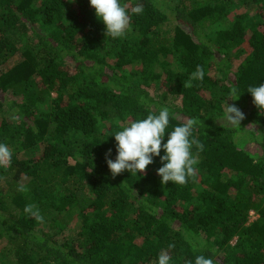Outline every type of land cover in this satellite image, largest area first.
Returning a JSON list of instances; mask_svg holds the SVG:
<instances>
[{"label": "trees", "instance_id": "16d2710c", "mask_svg": "<svg viewBox=\"0 0 264 264\" xmlns=\"http://www.w3.org/2000/svg\"><path fill=\"white\" fill-rule=\"evenodd\" d=\"M120 2L130 26L112 39L89 0H0V143L13 153L0 167V264H155L170 244L171 264H264V113L247 93L264 84V0H174L171 31L161 0ZM197 65L203 80L183 88ZM226 102L255 129L223 124ZM161 107L167 132L201 121L195 176L162 185L154 157L113 178L114 133Z\"/></svg>", "mask_w": 264, "mask_h": 264}, {"label": "clouds", "instance_id": "9594fccd", "mask_svg": "<svg viewBox=\"0 0 264 264\" xmlns=\"http://www.w3.org/2000/svg\"><path fill=\"white\" fill-rule=\"evenodd\" d=\"M90 6L95 10V15L105 26V35L112 39L122 38L130 26V14L127 5L121 4L120 0H89ZM143 8L137 4L131 9L133 14H141ZM204 78V68L197 65L189 79L183 82V88L192 87L193 80L202 81ZM247 93L252 97L254 106L264 113V84L249 86ZM230 97L241 96L238 86H232L229 92ZM234 100V101H235ZM223 113L228 124L240 128L241 121L245 115L240 108L234 104L225 103ZM172 113L168 107H161L158 113H149L146 118L138 119L122 130L114 133L117 155L115 159H110L111 149L105 154L107 167L111 175H117L128 171L131 175L144 173L149 165L153 163L154 157H160L162 166L157 170V175L161 177V184L169 182L175 185H185L189 178H193L198 171V154L204 150V145L193 136V131L201 121L195 118L185 120L179 126H175L171 132L166 130L169 127ZM167 133V142L164 143ZM193 146L197 149L194 154ZM163 151L164 155L161 156ZM12 150L6 143H0V167L9 166L12 159ZM20 192H27V187L21 185L17 189ZM24 213L34 218L38 223H43V216L36 204H27ZM170 244L167 250H162L155 264H171L172 257L169 250L174 248ZM191 264V261L188 262ZM195 264H217V262L204 255L195 258Z\"/></svg>", "mask_w": 264, "mask_h": 264}, {"label": "rangeland", "instance_id": "374dc122", "mask_svg": "<svg viewBox=\"0 0 264 264\" xmlns=\"http://www.w3.org/2000/svg\"><path fill=\"white\" fill-rule=\"evenodd\" d=\"M161 1H162V5H163V6H161V10H162L163 13L166 14L167 19H168L165 28H166L168 31H171V29H172L173 26H174V22H173V16H172V14L170 13V11L168 10V9H169L168 7H169V5H172V3H174V2H173L174 0H161ZM228 24H229V20H227V19H226V20H223L222 23H221L222 27H225V26H227ZM244 47L248 49V47H247L246 45H245ZM19 61H20L19 58L16 56L15 58L9 60L6 64H4L3 67H2V70H6V69L10 68L12 65L16 64V63L19 62ZM169 61H170V60H169ZM154 90H155V89H153V87H151V89H150L151 94L154 93ZM52 97H54V96L52 95ZM174 103H175L176 105H179V104H180V100H179V99H178V100H175ZM246 117H247V116H245V119H244L243 121H241L243 127H244L246 130H254V129H255L254 125H252L250 122H247V121H246ZM220 121H221L223 124H225V125L232 126V125L228 124V122H227L225 119H222V120H220ZM250 145H251V144H250ZM254 146H255V149L257 150V148H256L257 145L254 144ZM69 212H70V213L66 214L65 217H66V220H68L69 229L73 230V229H75L74 226H75V224L77 223V216H76V213H75L74 211H69ZM256 217H257V216L251 211V212H250V221L256 219ZM72 232H73V231H68V232L66 233V235H70Z\"/></svg>", "mask_w": 264, "mask_h": 264}]
</instances>
